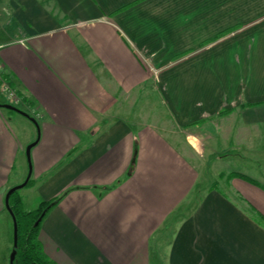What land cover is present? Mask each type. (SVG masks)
Returning a JSON list of instances; mask_svg holds the SVG:
<instances>
[{
    "label": "crops",
    "instance_id": "obj_1",
    "mask_svg": "<svg viewBox=\"0 0 264 264\" xmlns=\"http://www.w3.org/2000/svg\"><path fill=\"white\" fill-rule=\"evenodd\" d=\"M0 20L3 79L38 116L19 194L28 211L54 201L37 235L47 260L264 264V0H0ZM150 86L193 143L119 117V103ZM2 109L8 264L4 198L28 169L21 177L25 148ZM221 111L236 114L257 158L213 150ZM196 151L212 158L214 180Z\"/></svg>",
    "mask_w": 264,
    "mask_h": 264
},
{
    "label": "rangeland",
    "instance_id": "obj_2",
    "mask_svg": "<svg viewBox=\"0 0 264 264\" xmlns=\"http://www.w3.org/2000/svg\"><path fill=\"white\" fill-rule=\"evenodd\" d=\"M0 22H1V20H0ZM0 39H2V36H0ZM17 97L20 100V97L18 94H17ZM128 97L129 98L126 101H121L119 103V106L117 108V113H118L119 117H122V118L127 119V120H131L133 122H138V123L140 122V123L157 124V126L161 127V129H163L162 127H170L171 130L174 131V133H173L174 135H171L172 137H176V138L182 140V142H187L188 140L192 141V139L187 138L188 132L186 129L180 130L177 127L175 128L174 126H172L173 123L171 121L169 112L165 106V102H164V100H162L160 98L159 93L156 92L155 90H153L152 86L147 87L145 90H142L141 92L130 95ZM0 104H11V102L8 99H6L2 93H0ZM17 104H12V105L23 109V107L20 104L19 105H17ZM2 112L4 113L5 117H7V119L9 120L11 127L17 132L20 131V133L18 135L21 137V140L23 141L22 144H23L24 148H26V146L31 141L35 140V138L37 137V128L31 123V121L27 117H25V116H23L17 112L8 110V109H2ZM25 112L28 113L29 116L33 117L35 120L38 117L37 114H34L33 112H29L27 110ZM228 115L229 114L224 115L223 113H220V114H218V116L215 117V119L219 121L218 128L220 127V129L223 130L222 133L220 132L218 134V138L215 140L217 142L216 145L217 144H223V145H222V147H220V145H218V146L212 145V147H214V149L213 148L212 149L215 150L216 152L221 151L222 153H223V151H227V153H231V154L233 152H235V154L236 153L239 154V155H235V156H239L240 158H241V156H246V157L251 156L253 158H257V156L255 157L254 154L250 153L249 148H245L244 146H242L245 144V141L243 144L242 140L244 138H241V140H240L239 134H242L243 132L242 133H237V132L240 128L243 127V124L240 123V121L237 118L235 113H232V115H230V116H228ZM163 125H165V126H163ZM33 126L36 129V135L32 131ZM22 131L24 132L23 134H21ZM28 133H31L30 137H29ZM241 136L244 137L243 134ZM31 137H33V138H31ZM27 140L29 141L28 143L26 142ZM240 141H241V145H238V142H240ZM25 143H27V144H25ZM192 143H193V141H192ZM221 152H219V153H221ZM196 154H197L200 161L201 160L202 161L207 160L209 164H206V165L210 166L211 162H209V161L212 160V158H210L208 160L207 152H206V155L204 152L203 156L201 155L202 154L201 151L197 152ZM20 160H21L20 170H22V171H20L21 172L20 174L22 177L25 175V172H26L25 149H24V152L21 154ZM225 160L226 159L223 160L224 163H225ZM261 161L264 162V158H262L260 160V162ZM237 163L238 162H236V161H232V160L229 161V165L231 166V168L235 167V165ZM223 164L219 163V166H221V167H219V169L223 168ZM256 166L261 167V170H263V172H264V163H262V166L259 163L256 164ZM224 167H226V166H224ZM237 168H239V167H237ZM27 169H28V164H27ZM225 169H228V168H225ZM214 171H215V169H212L211 166L208 167V169L206 170L207 178H209V180L215 179ZM25 177H26V175L24 176L23 180L25 179ZM23 180H21L17 184L23 182ZM203 184H206V182H203ZM25 187L26 186H24L20 189H17V192L24 193ZM32 208H30V209H32Z\"/></svg>",
    "mask_w": 264,
    "mask_h": 264
},
{
    "label": "trees",
    "instance_id": "obj_3",
    "mask_svg": "<svg viewBox=\"0 0 264 264\" xmlns=\"http://www.w3.org/2000/svg\"><path fill=\"white\" fill-rule=\"evenodd\" d=\"M221 111L219 113H222ZM30 183V177L25 186ZM54 201H42L34 210H25L22 198L15 190L8 198V205L17 225V247L14 264H52L44 256L37 239L40 224Z\"/></svg>",
    "mask_w": 264,
    "mask_h": 264
},
{
    "label": "water",
    "instance_id": "obj_4",
    "mask_svg": "<svg viewBox=\"0 0 264 264\" xmlns=\"http://www.w3.org/2000/svg\"><path fill=\"white\" fill-rule=\"evenodd\" d=\"M0 108L8 109V110L17 112V113L27 117L31 122H33V124L36 126V128H38V124H37L36 120L33 117L29 116L28 113L19 109L18 107L14 106L12 104H0ZM37 139H38V137L34 141L29 143L25 148V156H26V160H27V164H28V170H27V174H26L25 179L23 180V182L10 187L7 190V192L5 194V198H4L5 208L9 212V214L12 218V224H13L12 249H11V252L9 254L8 264H14V258H15L16 247H17V225H16L15 217H14V215H13V213H12V211L8 205V198L12 192H14L17 189L24 187L26 185L30 175H31L30 150L35 145V143L37 142Z\"/></svg>",
    "mask_w": 264,
    "mask_h": 264
},
{
    "label": "built area",
    "instance_id": "obj_5",
    "mask_svg": "<svg viewBox=\"0 0 264 264\" xmlns=\"http://www.w3.org/2000/svg\"><path fill=\"white\" fill-rule=\"evenodd\" d=\"M0 91L6 96L11 104H17L20 100L15 90L3 79L0 68Z\"/></svg>",
    "mask_w": 264,
    "mask_h": 264
}]
</instances>
